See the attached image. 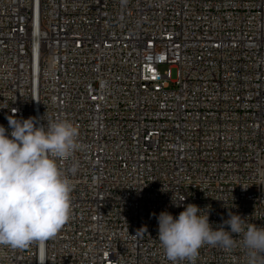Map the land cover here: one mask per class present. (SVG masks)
<instances>
[{
	"label": "built area",
	"instance_id": "2783aa9c",
	"mask_svg": "<svg viewBox=\"0 0 264 264\" xmlns=\"http://www.w3.org/2000/svg\"><path fill=\"white\" fill-rule=\"evenodd\" d=\"M14 109L72 122L81 148L59 161L69 219L0 264H172L156 217L173 201L264 227V0H0L9 132ZM233 239L194 264H248Z\"/></svg>",
	"mask_w": 264,
	"mask_h": 264
},
{
	"label": "clouds",
	"instance_id": "9594fccd",
	"mask_svg": "<svg viewBox=\"0 0 264 264\" xmlns=\"http://www.w3.org/2000/svg\"><path fill=\"white\" fill-rule=\"evenodd\" d=\"M12 112L11 131L0 125V246L22 249L54 237L69 219L73 185L59 161H68L81 145L78 128L66 119L38 126L37 118ZM76 171L73 164L70 172ZM182 201H173L184 208L177 217L167 211L156 217L158 240L172 264H194L205 244L230 251L236 246L233 236L240 234L248 264H264V227H245L242 216L232 212L213 227L207 209Z\"/></svg>",
	"mask_w": 264,
	"mask_h": 264
},
{
	"label": "rangeland",
	"instance_id": "374dc122",
	"mask_svg": "<svg viewBox=\"0 0 264 264\" xmlns=\"http://www.w3.org/2000/svg\"><path fill=\"white\" fill-rule=\"evenodd\" d=\"M168 68V65L167 64H161L160 65V70L161 71H164V70H166Z\"/></svg>",
	"mask_w": 264,
	"mask_h": 264
}]
</instances>
